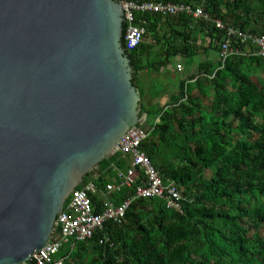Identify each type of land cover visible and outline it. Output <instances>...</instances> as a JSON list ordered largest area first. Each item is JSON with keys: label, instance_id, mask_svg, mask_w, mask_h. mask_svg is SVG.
I'll use <instances>...</instances> for the list:
<instances>
[{"label": "trees", "instance_id": "obj_1", "mask_svg": "<svg viewBox=\"0 0 264 264\" xmlns=\"http://www.w3.org/2000/svg\"><path fill=\"white\" fill-rule=\"evenodd\" d=\"M154 1L201 6L210 17L137 12L145 34L127 54L138 87L142 70L160 72L172 56L192 58L203 49L218 53L200 62L196 73L176 75L163 105L144 103L140 88L151 124L142 148L164 181L180 189L182 211L169 209L163 198L135 199L121 222H106L87 240L63 241L54 258H63V264H264V57L237 39L232 48L243 54L226 60L220 55L226 26L264 34V0ZM163 26L170 28V41L166 32L160 34ZM125 30L124 23V46ZM197 30L208 37V45L198 49ZM129 166V155L120 151L104 158L93 180L98 191L118 182V171ZM133 192L125 187L92 197L117 204Z\"/></svg>", "mask_w": 264, "mask_h": 264}, {"label": "water", "instance_id": "obj_2", "mask_svg": "<svg viewBox=\"0 0 264 264\" xmlns=\"http://www.w3.org/2000/svg\"><path fill=\"white\" fill-rule=\"evenodd\" d=\"M123 28L121 0H0V264L59 241L72 190L150 132Z\"/></svg>", "mask_w": 264, "mask_h": 264}, {"label": "built area", "instance_id": "obj_3", "mask_svg": "<svg viewBox=\"0 0 264 264\" xmlns=\"http://www.w3.org/2000/svg\"><path fill=\"white\" fill-rule=\"evenodd\" d=\"M121 2L124 10V23L126 24L124 34L126 50L134 49L143 41L145 27L136 22L137 12L162 15L188 13L195 18L210 17L203 7L198 6L197 9H192L184 3L154 0H121ZM217 25L222 28L225 27L220 20H217ZM226 31L225 39L221 42L220 47V55L223 60L235 52L244 53L240 48H232L233 39L249 43L253 49L250 53L264 57V34H253L232 26H226ZM176 68L181 71L183 64L177 63ZM147 135L148 132L142 126L136 124L130 127L115 148V152L120 151L130 157V166L127 171H118L119 181L109 182L100 191L92 179L75 187L68 198V206L63 207L55 220V226L61 228V239L56 242L52 241V233L51 238L40 250L36 251L29 259L15 264H63V258L58 260L54 258L63 241H67L71 237L87 240L93 238L98 230H102L106 222L111 220L121 222L128 208L138 198H163L169 209L182 211L181 201L184 197L180 189L174 182L166 183L164 181L161 173L142 148V143ZM137 180L140 182L138 183ZM125 187L132 188L134 192L121 203L116 204L109 198L100 202L92 197L93 194L100 192L105 198L108 193ZM96 204L99 206V211L96 209ZM108 241V237L100 239L102 244Z\"/></svg>", "mask_w": 264, "mask_h": 264}, {"label": "rangeland", "instance_id": "obj_4", "mask_svg": "<svg viewBox=\"0 0 264 264\" xmlns=\"http://www.w3.org/2000/svg\"><path fill=\"white\" fill-rule=\"evenodd\" d=\"M213 54L215 55V58L218 55L216 51L213 52ZM173 58V63L176 64L177 62H180L179 59H182V56L177 55ZM184 59L186 60L187 58L184 57ZM166 68L167 67H164L160 72H152L147 70H142L140 72L141 76H139V89L141 88L144 91L143 102L151 107H155V105H163L168 99L164 92H168V89H173V87H171L172 84H175V82L178 80V77L174 76L172 72L167 71ZM189 69L191 70L192 66H190ZM170 73L172 77L167 76ZM257 73L261 74L258 70Z\"/></svg>", "mask_w": 264, "mask_h": 264}, {"label": "crops", "instance_id": "obj_5", "mask_svg": "<svg viewBox=\"0 0 264 264\" xmlns=\"http://www.w3.org/2000/svg\"><path fill=\"white\" fill-rule=\"evenodd\" d=\"M169 30L170 28L169 27H166V26H163L161 28V31H160V34L163 33V32H166L167 35H166V39L167 41H170L171 40V36L169 34ZM199 30H197L198 32ZM196 32V33H197ZM199 34V38H198V44L195 45L193 42H191V44L193 43L197 49H198V46L199 47H203V46H206L208 45L207 42H205L204 40L207 39L208 37H206V33L204 31H201V32H198ZM160 35H157V38H159ZM148 41H151V37L148 36ZM159 46L158 44H156V47ZM166 46H168V42L166 44ZM197 52V51H196ZM213 50L211 51H208V53L203 49L201 52H197L196 55H194L192 58L191 57H186L184 55H180L182 56V59H179L180 62H177V63H182L183 64V69L181 71L177 70L176 68V64L173 63V60L175 56H172L171 57V63L166 66L167 68V71L169 72H172V74L174 76L176 75H183L186 71L187 73H196V71L198 70V66H199V63L202 62V61H205L207 58L211 59V60H214L215 59V55L213 54ZM184 57H186L187 59L185 60ZM190 60V61H189ZM190 66H192V69L190 70ZM139 76H141L139 74ZM138 76V77H139ZM168 77H172L171 73L169 75H167ZM147 77V76H146Z\"/></svg>", "mask_w": 264, "mask_h": 264}]
</instances>
